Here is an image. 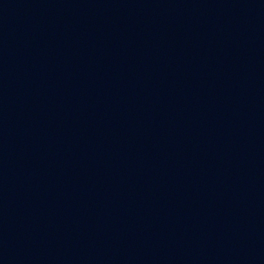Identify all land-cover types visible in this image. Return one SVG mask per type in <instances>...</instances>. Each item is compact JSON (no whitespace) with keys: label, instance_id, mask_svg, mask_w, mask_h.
Masks as SVG:
<instances>
[{"label":"water","instance_id":"95a60500","mask_svg":"<svg viewBox=\"0 0 264 264\" xmlns=\"http://www.w3.org/2000/svg\"><path fill=\"white\" fill-rule=\"evenodd\" d=\"M0 264H264V0H0Z\"/></svg>","mask_w":264,"mask_h":264}]
</instances>
